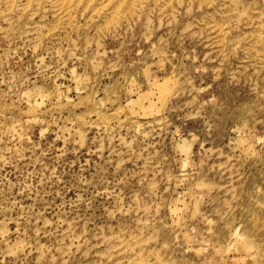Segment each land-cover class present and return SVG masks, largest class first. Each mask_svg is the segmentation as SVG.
<instances>
[{"label": "rangeland", "instance_id": "1", "mask_svg": "<svg viewBox=\"0 0 264 264\" xmlns=\"http://www.w3.org/2000/svg\"><path fill=\"white\" fill-rule=\"evenodd\" d=\"M0 264H264V0H0Z\"/></svg>", "mask_w": 264, "mask_h": 264}]
</instances>
